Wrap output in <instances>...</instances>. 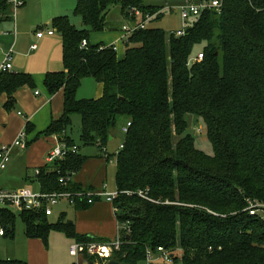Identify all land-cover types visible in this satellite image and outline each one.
<instances>
[{
    "label": "trees",
    "instance_id": "16d2710c",
    "mask_svg": "<svg viewBox=\"0 0 264 264\" xmlns=\"http://www.w3.org/2000/svg\"><path fill=\"white\" fill-rule=\"evenodd\" d=\"M113 7L128 22L134 21L132 9L155 14L149 22L163 15L158 5L143 0H77L73 15L80 25L68 15L50 21L62 37L63 69L47 72L43 85L50 95L63 91V107L40 134L75 144L67 129L78 114L81 146L38 167L39 189H81L72 179L63 186L58 178L77 172L88 158L80 148L94 146L106 162L115 158L116 189L143 190L150 198L122 193L115 199L116 220L128 221L129 229L109 259L143 264L147 250L156 253L160 246L172 253L174 264H264V212L250 215L247 209L251 201L264 205V0H223L220 13L201 10L180 36L148 22L129 35L122 57L112 45L80 46L91 31L118 26L108 19ZM9 11L10 3L0 0V20ZM198 53L202 58L193 61ZM85 78L102 85L99 97H77ZM26 84L35 86L29 73H0L6 109ZM188 116L204 124L211 153L197 148ZM120 117L130 126L115 155L105 147ZM24 129L30 132L31 123ZM89 205L77 200L73 206ZM17 214L27 238L46 244L49 230L57 228L91 241L61 218L51 222L42 212ZM0 216L12 236L16 213L3 209ZM84 257L92 264L107 261ZM0 264L26 263L0 259Z\"/></svg>",
    "mask_w": 264,
    "mask_h": 264
},
{
    "label": "crops",
    "instance_id": "0c3cea01",
    "mask_svg": "<svg viewBox=\"0 0 264 264\" xmlns=\"http://www.w3.org/2000/svg\"><path fill=\"white\" fill-rule=\"evenodd\" d=\"M183 1L184 0H182V2H180L177 5V8L179 7L180 4L183 3ZM144 3L151 5L160 4V3H146V2ZM33 6H34V2H33ZM56 6L59 9V5ZM59 11H65V10L64 8H62L61 10H57L56 13H60ZM116 13L118 12L116 11ZM58 15H67V14H54L52 18ZM44 19H45L44 23H41L40 25H36L41 20L40 19L37 20V18L30 17L28 15V3L25 0L22 6H20L15 11L14 15L12 14L10 9L9 14L7 16H2L0 20V61L3 60L6 52L10 51V62L12 65L10 71L29 73L35 85L34 87H31L26 84L19 87L13 93L14 101H13V106L10 109H6L4 106V104L8 101L7 94L5 92H1L0 108L5 112H10V110L11 111L15 110V105L21 107L26 106L27 101L23 98L22 92L24 90H27L30 95L34 96V100H36L38 104L37 109L45 110V121L40 129H37L36 126L37 122L32 119L33 114H30V117H27V115H25L24 113L17 111L16 113L17 116L24 118V120H22L20 129L22 127L25 128V124L27 122H30L32 125V130H30V132L28 133L29 134L31 133L30 138L33 139H30V141H28L26 134V143H27L26 147L22 148L20 146H12L10 162L7 165V167L0 173V188L13 189L17 187H23L29 183L35 182L34 180L35 177L31 176L29 173V170L34 171V168L33 169L30 168V161H32L31 155L33 151L36 150L34 146L43 145L46 151V149L49 146L47 142L49 141L52 142L54 139H56V141L59 142L57 135L45 136L44 137L45 142L40 141V139L38 140V136L40 135L41 131H43L46 128V126L52 120L55 119L54 117L55 115H57L58 113L57 111H59L60 107H63V91L60 89L56 93L50 95L47 93V90L43 85V79L47 72L60 71L63 69L62 37L60 36V34L54 30L52 34L44 33L40 37L36 35V32L39 30H46L47 28H51L49 22L50 19L49 18H44ZM111 21L113 23L115 21V23L118 26H116L115 28L113 27L114 28L113 30L108 29L98 32L91 31L88 35L87 42L92 45L98 43H102L104 45H116L117 56L122 57L125 50V39H123L122 36L121 26L127 23L128 21L125 19H119L117 17L115 19H112ZM77 25H80V22ZM33 44H36V48H31ZM85 80H94V79L85 78L82 80V82ZM36 91L37 93H35ZM101 93H102V85L100 84L99 92L96 93L95 98L99 97ZM55 96H59L58 98L60 100V106H58V108L55 109V115H53L54 112H53V108L51 109V106L54 100H56L54 99ZM46 110L48 111V113L50 111L49 116H47ZM13 114L15 115L14 112ZM34 133L36 135L32 137ZM18 134L16 135V137L18 136ZM13 135L15 137V131ZM113 138L114 136H110L109 140H112ZM13 140L11 141L0 140V144L11 143ZM28 146H33V147L32 149L28 150L29 148ZM25 148L27 149V151L23 153V150H26ZM83 154L88 155V158L85 160L83 165L85 168L91 165L92 172L89 174L87 173V170H84L83 172L76 173L73 175L72 181L73 183L81 187V189H99L103 184H105L104 183L106 179L105 171L109 161L106 162L104 157L97 156L98 151L94 152L93 148H86ZM35 184L38 190L39 189L38 184L36 182ZM73 208H74L73 221H70L69 223L73 224L74 232L77 233L80 237L84 236L94 242L95 241L106 242L116 237L117 220H116L115 212L113 210L112 203L104 199H99L84 209H77L74 206ZM52 215L53 213L50 216H48V218L51 222H54L51 220ZM65 215L66 212L61 211L59 216L57 217V220L61 218V220L63 221ZM72 239L74 242H83V241H78L79 239L75 237H72ZM84 256L85 255L76 256L77 257L76 261L72 263L84 264V261H87L86 257ZM4 259H18V258L13 257V258H4Z\"/></svg>",
    "mask_w": 264,
    "mask_h": 264
},
{
    "label": "rangeland",
    "instance_id": "374dc122",
    "mask_svg": "<svg viewBox=\"0 0 264 264\" xmlns=\"http://www.w3.org/2000/svg\"><path fill=\"white\" fill-rule=\"evenodd\" d=\"M28 3V15L30 17L37 18L39 21L36 25H40L41 23L45 22L44 18H49L50 21L54 14H67L71 22L77 25L79 23V18L73 15V10L76 5L77 0H26ZM146 3H160L155 4L158 5L163 15L160 18H157L151 22H149V26H157L163 28L165 31H175L178 28H181L182 22L180 19V13L177 8V5L182 2V0H143ZM34 2V6H33ZM56 5H59V9ZM116 7V6H115ZM111 8V12L109 13L108 19L112 20L116 17L121 19L119 15L116 14V8ZM64 8L65 11H59L60 13H56L57 10H61ZM155 15V14H154ZM153 15V16H154ZM49 21V22H50ZM45 26V25H43ZM49 27V26H47ZM45 28V27H44ZM100 84L95 82L94 80H85L80 85L77 97L78 98H93L96 96V93L99 92ZM23 98L27 101L26 106L21 107L15 105V110L10 112H5L0 108V140L2 141H11L13 140L16 135L24 130V127L20 129L22 124V120L24 118L17 116V111H20L30 117V114H33V120H35L37 129H40L45 121V110L44 109H37L38 104L36 100H34V96L30 95L27 90L22 92ZM42 96V95H41ZM59 96H55L54 102L51 106L53 108V112L55 115V109L60 106ZM58 99V101H57ZM62 107H60L59 111H57V115H55V119L58 118L61 114ZM15 113V115L13 114ZM47 116H49L50 111L46 110ZM189 118V127L188 133L192 134L195 138V143L197 148L201 149L206 153H211V145L208 141L205 133L204 124L194 116H188ZM71 125L67 129V134L70 135L76 145L81 146V142L79 139L80 135V116L78 114H73L71 116ZM125 123V118L120 117L115 126V131L113 133L114 138L109 140L106 144V151L109 153L114 152L120 143H122L124 138V132H122L121 127ZM18 129V130H17ZM17 130V133H16ZM15 131V137H14ZM36 134L34 133L32 137ZM31 133H27L28 141H30ZM45 136L40 134L38 136V140L45 142ZM55 140V142H54ZM52 142L48 143V148L45 151V147L43 145L34 146L36 150L33 151L31 155L30 161V168L35 169L39 166H45L49 163L46 161L47 153L56 146L57 141L54 139ZM29 145V144H28ZM29 147V148H28ZM28 150L32 149L33 146H28ZM86 148H93L94 152L97 151V148L94 146H82L80 148V152L84 153ZM26 149V148H25ZM23 150V153L26 152ZM39 153V154H38ZM42 153V155H41ZM89 154V153H88ZM41 155V156H40ZM40 158V159H39ZM109 162L106 166V179L105 184L107 185V190L113 191L116 189L115 185V168H116V161L115 158L109 157ZM40 164V165H39ZM87 170V173L92 172L91 165L87 168L82 165V167L75 172H83ZM29 173L31 176H34V171H30ZM33 173V174H32ZM73 174V175H74ZM28 188L32 190H37L35 182L29 183L26 185ZM53 208V215L51 216V220L56 222L57 217L59 216L61 211H65L66 215L64 216L63 222L67 223L73 221L74 216V208L71 204H69L64 199H61L60 202L56 205H52ZM24 224L21 218L16 213V220L14 224V232L13 235H6L0 237V259L4 258H18L19 260L24 261L26 264H71L72 262L76 261V256H72L69 253L70 245L74 243L72 237L68 235L64 230L52 228L49 230L47 242H44L40 238H27L24 233ZM94 242V241H93ZM96 243H101L97 242ZM158 264V262H156Z\"/></svg>",
    "mask_w": 264,
    "mask_h": 264
},
{
    "label": "built area",
    "instance_id": "2783aa9c",
    "mask_svg": "<svg viewBox=\"0 0 264 264\" xmlns=\"http://www.w3.org/2000/svg\"><path fill=\"white\" fill-rule=\"evenodd\" d=\"M10 3V9L12 14L22 6L23 0H7ZM223 6V0H184L182 4L179 5V13L181 19V28L170 31L174 33L175 36H180L185 33V27L188 20L196 16L203 9H213L215 12L220 13ZM131 15L134 21H129L121 26L122 36L127 41L130 34H132L137 29L144 28L146 24L150 21L153 15L149 13L143 14L137 9L131 10ZM54 32L53 28H47L46 30H39L36 32L38 37L42 36L44 33L52 34ZM87 41L85 39L81 40L80 46H86ZM116 50V45H112ZM31 48H36V44H33ZM202 54L198 53L194 60H200ZM12 68L10 62V51L6 52L2 61H0V73L10 71ZM37 93V91L35 92ZM130 126V121H126L122 125V132H126ZM12 146H20L22 148L26 147V132L22 130L19 132L18 136L11 143L0 144V173L7 167L11 159V148ZM122 147V143L119 145V149ZM78 150L76 144L67 145L63 142H57L56 146L53 147L46 155V161L52 163L55 160L61 159L69 153H75ZM118 149L114 151L116 155ZM40 173L39 168L34 169V175ZM73 177V173L66 172L60 175L58 178L59 184L65 186L67 185ZM122 193L127 195L136 194L145 199L150 198L147 196L146 192L143 190H138L136 192L130 190H118L113 191L107 190L106 184H103L99 189H78V190H68L64 188L60 191H43V190H32L27 186L17 187L13 189L0 188V210H7L12 213H20L22 211H35L42 212L46 216H50L53 213L52 205H56L61 199H64L69 204L74 205L77 200L84 201L87 204H93L99 199H104L112 203L113 210L116 213L118 211L116 205H114L115 199ZM248 213L254 215L259 212H264V205L256 202H249L247 206ZM10 229V224L5 221L3 217L0 216V236H5L7 231ZM128 221L117 220L116 237L110 241L96 243L93 241H83L74 242L70 245L69 253L73 256L79 255H89L98 258H103L109 260L113 251L118 250L122 243V235L124 232L128 231ZM145 262L143 264H174L172 253L165 250L162 247L156 248V253L147 250Z\"/></svg>",
    "mask_w": 264,
    "mask_h": 264
},
{
    "label": "water",
    "instance_id": "95a60500",
    "mask_svg": "<svg viewBox=\"0 0 264 264\" xmlns=\"http://www.w3.org/2000/svg\"><path fill=\"white\" fill-rule=\"evenodd\" d=\"M188 31H189V27H187L185 29V32H188ZM84 264H92V262H90V261H84ZM105 264H122V263H120V262H118L116 260H113V259H109L108 261H106Z\"/></svg>",
    "mask_w": 264,
    "mask_h": 264
}]
</instances>
